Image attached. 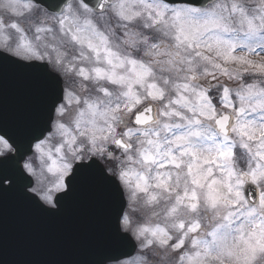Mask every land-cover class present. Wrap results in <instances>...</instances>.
<instances>
[{
  "label": "clouds",
  "instance_id": "1",
  "mask_svg": "<svg viewBox=\"0 0 264 264\" xmlns=\"http://www.w3.org/2000/svg\"><path fill=\"white\" fill-rule=\"evenodd\" d=\"M49 3L59 5L58 9H65L71 6L69 15L78 16L80 23L76 27L83 28V20L89 19L95 25L97 32L101 33L105 39L95 35L90 30H84L78 33L81 39L85 42H91L99 50L94 53L87 47L74 44L66 33H61L57 27L58 15L42 7L35 0H17L16 9L18 14H13L9 5V0H0V54L10 57L18 62H31L32 57L26 56L23 51L16 47L18 34L14 32L9 25L11 23L25 24L24 35L27 36L33 44L40 49L43 54L49 52L47 45H56L60 47L66 54L64 61L73 65V70L70 73L62 72L66 78L71 75V85L75 90L74 94L79 97V102L64 106L62 116H57V119L51 123L50 120L46 125H42L38 131L29 133H18L13 129L0 130V162H10L24 178L26 184L30 186V190L39 197L38 203L42 206H48L47 196H51V203L56 205V197L58 192L52 190L56 184L65 165H71L75 168L80 162H85L91 159L89 155L88 137L91 132L97 128L105 127L106 122H112L118 130L127 127H132L129 122L131 114L126 112L123 106L131 103L130 97L124 95L128 91V86L131 85L133 92L141 99V104L136 105L140 109H144L145 105L151 108V116L153 120L146 125L143 130L152 133H159L158 140L161 144V159H166L163 155L168 149H171L173 154L182 159L184 163L180 168L169 167L162 169L171 174V184L176 189V192L183 193L185 190L191 192L194 190L192 177L188 175L187 165L192 163L191 156L179 157L180 148L175 144L169 143L176 137H184L181 140V145L184 148L192 149L199 157H207L211 159L217 153V145L223 144V136L217 130L214 121L201 118L200 123L196 124L197 119L196 108L197 98L192 91V88L206 87L218 95L219 87L225 85L223 76L219 73L215 77L207 75V72H212L214 69L204 63L194 55V50H189L187 47L177 48L173 38L174 29L171 26V12L166 13L165 20L168 23H158L153 25L148 19L149 12L154 9L145 6L156 4H166L169 9L173 8H211L214 5H221L226 8L224 12L227 23L230 24L232 31L230 33H222L226 40H235L239 44L243 38L244 27L241 25V16L239 13L232 14L231 7L233 3L246 10L249 16L255 17L262 14L264 10V0H210V7L196 6L189 0H184L181 3H167L165 0H128L125 7L129 14L131 12H139L140 16L131 23L122 21L116 14L115 8L119 5L120 0H104L103 10L99 8L101 0H89V6L86 10L83 5V0H49ZM37 23H43L51 26V32L40 34L38 40L37 34L33 31ZM259 24V21H257ZM75 30V29H74ZM4 37H7L5 41ZM202 44H207L208 37L205 36ZM158 45V48H153L152 45ZM255 46V45H254ZM105 49L115 53L111 57L112 63L106 62ZM264 51V49H260ZM237 54L248 55L247 48H237ZM255 55H259L257 52ZM129 60L136 61L135 65L129 63ZM141 65L146 66L151 70V75L147 77L143 85L137 83L138 74L143 71ZM84 67L88 70L89 78L87 80L77 79V70ZM102 68L106 73H114L116 78H123L121 82L112 84L107 78L96 79L92 73L93 68ZM195 75V81L189 77ZM237 86L242 83L239 77L236 80L228 79ZM212 81H215L213 83ZM87 82V83H85ZM154 83L159 89H162L164 95L161 99L152 100L147 96V85ZM188 83L191 87L188 90L181 88V85ZM261 83H264V78H261ZM236 86V87H237ZM230 87V86H229ZM232 88L233 90L236 89ZM106 88L110 95H103L99 89ZM181 95L184 97L181 100ZM213 100V97H211ZM92 103L96 107V112L93 113L87 107L85 102ZM173 101H177L173 103ZM120 106V111L115 113L118 117L116 121H110L113 114L112 109ZM167 106V107H166ZM189 107L193 110L189 111ZM175 111L180 113L179 116L172 115L170 117H162L161 111ZM218 114L223 113V108L216 109ZM101 113H104L102 116ZM231 114V113H229ZM63 118V122L61 120ZM247 119L254 120V127L259 128L264 124V112L257 111L254 115L249 114ZM168 124V128L163 125ZM199 132L196 136L192 133ZM153 139L157 137L153 134ZM144 136L138 134L132 136L126 143H131L132 147L129 152H123L116 155L113 151L105 152L104 158L97 153V158L101 163L107 164V157L111 155V163L118 165L120 168H135L139 172H144L151 181V177L155 175L156 169L153 167L151 171L143 164L137 156V150L144 147L142 141ZM229 139L233 145V155L230 159L219 161V167L216 165H205L203 168L194 169V171H203L207 167L212 168V178L218 180L217 185L221 191H226L224 184L231 182L235 186L237 177L241 173H247L257 164L261 165L264 170V161L255 158L256 148L253 146L252 153L239 147L240 138L229 129ZM111 138H109L106 148L109 149ZM132 159L129 160L128 157ZM195 164H200V161H195ZM25 165L28 167L26 168ZM113 167V174L115 173ZM229 170L235 171L237 174L229 178ZM31 177V178H30ZM35 181V183H33ZM246 181L240 188L242 192H249L247 205L245 208L255 207L257 209V217L260 218L261 209L258 202V193L264 190V180L256 185H251ZM152 191H157L152 189ZM199 196V208L196 212H192L185 206H178L177 212L173 217L166 215L167 209L175 204V193H161L157 202L153 204L146 203V196L137 197L138 203L145 212L149 221L153 224L165 227L175 240L181 233L172 225L177 220H183L186 224L192 221H198L200 229L195 233V238L207 240L212 243L213 238L208 234L214 231L219 225L224 223L223 216L227 209L218 208L210 210L205 203V189L195 188ZM253 196L256 198L254 199ZM241 224H245V232L248 225L244 219L237 216L228 229L222 231L218 238L217 244L214 247L206 250L201 244V251L204 264H236L234 257L226 254L225 249L232 247L236 241L238 228ZM136 228L129 224L126 228L127 232H131L136 241L140 252L144 259L141 264H181L179 257L181 252L192 253L197 249H193L191 244V236L185 241L182 250L173 251L171 244L167 247H160L155 242L152 245L145 247V241L149 239L148 233L137 237ZM103 260V259H102ZM102 264V261L100 262ZM253 264H264V253L257 255Z\"/></svg>",
  "mask_w": 264,
  "mask_h": 264
},
{
  "label": "snow or ice",
  "instance_id": "2",
  "mask_svg": "<svg viewBox=\"0 0 264 264\" xmlns=\"http://www.w3.org/2000/svg\"><path fill=\"white\" fill-rule=\"evenodd\" d=\"M128 0H120L119 5L114 9L115 14L124 22L131 23L140 16L139 12L128 13L125 4ZM17 0H9V5L13 14H18L16 9ZM145 3V0H141ZM88 0H83V5L86 10L88 9ZM101 10L104 7V0L98 5ZM146 7L153 8V12H149L148 19L153 25L164 22L166 13L171 12V26L174 29V40L177 48L187 47L189 50H194V55L214 69L212 72H207V75L215 77L217 73L220 76L226 77L231 80L240 78L242 83H239L235 90L227 85H223L218 89L219 103L223 109H231V114L221 113L218 114L216 105L213 103L212 90L206 87L192 88L197 98L196 124L200 123L201 118L214 121L215 126L219 133L223 136V144L217 145V153L211 159L207 157H199L195 151L189 148H184L181 145V140L184 137H176L174 140L169 141L176 147L180 148L179 157L191 156L192 163L187 165L188 175L192 177V184L194 190L189 192L185 190L183 193L176 192V189L171 184V174L162 169L180 168L184 161L173 154L171 149H168L163 155L166 159H161V144L158 140L159 133H152L143 130L146 125L150 124L153 120L151 116V108L145 105L144 109L136 107L141 104V99L135 95L131 85L128 86V91L124 93L126 97H130L132 102L123 106L124 110L131 114L130 123L132 127L125 126L124 129L118 130L112 122H106L105 127L97 128L91 132L88 137L89 155L91 159L85 162H80L75 168L71 165H65L60 176L54 185V191L58 192L56 197V205L51 203V196H47L48 206H42L30 190V186L26 184L24 178L19 174L18 170L7 161L0 162V196L10 192H19L21 196L33 204L35 207L49 214H57L62 211V205L67 201L77 199L86 187L95 189L96 196L103 200L109 197L108 203L110 205V212L108 217V226L103 232L100 243L105 252L102 264H108L109 261L117 259L113 253L119 252L128 247L131 241L127 235L126 228L131 223L127 214H120L122 188L130 192V198H135L138 193H143L146 196V203L153 204L157 202L161 193L173 194L175 204L167 209L166 215L173 217L178 209V206H185L192 212H196L199 208V196L195 188L205 189L204 197L205 203L210 210L218 208L227 209L223 216L224 223L219 225L214 231L208 235L213 238L212 243L209 244L207 240H200L195 238V233L200 229L198 221L185 223L183 220H177L172 226L177 229L181 235L173 240L169 231L160 225L154 227H138L135 232L137 237L143 236L148 233L149 239L145 241L144 246H150L155 242L160 247H167L171 244L172 250H182L185 241L191 236L190 246L197 249L192 253L181 252L179 260L181 264H204V259L199 246L203 244L205 249L216 246L219 234L228 229L235 218L240 216L245 220L248 225L245 232V224H241L238 228L239 235L237 241L232 247L225 249L226 254L234 257L236 264H253L257 255L264 253V190L258 193L259 207L262 210L260 218L257 217V209L250 207L245 210L247 205L245 193L240 190L241 186L247 181L250 185H256L264 180V170L261 165L257 164L247 173H241L235 182V186L231 182H226L224 188L226 191H221L217 185L220 183L218 180L212 178V168L207 167L203 171H194V169L203 168L205 165H216L219 167V161L230 159L233 155V145L229 139V129L240 138L239 147L252 153L253 146L256 151L255 158L264 161V124L259 128L254 127L255 121L247 119L248 115L255 114L257 111L264 112V83H261V78H264V51H261L258 56L260 59H252L251 56L257 53L256 49H264V10L262 14L252 17L249 16L245 9L233 3L231 13L241 16V25L245 28L243 31V38L239 44L235 40H226L223 38L222 33H230L232 28L225 19L224 12L227 11L221 5H214L211 8H195L189 7L184 9L173 8L169 9L166 4L148 5ZM59 7L56 3H48L47 8L53 12H57ZM71 6L66 7L59 13L56 27L61 33H66L69 39L76 45L87 47L94 53H98V49L91 42H85L81 39L79 32L90 30L95 35L105 39L103 35L96 31L95 25L89 19L83 20V28L76 27L80 23L78 16L69 15ZM259 21V24H257ZM9 27L18 34L16 47L23 51L26 56L32 57L31 62H18L10 57L0 54V58H9L16 63L20 68L29 70L34 74L38 83L37 87V104L33 111L25 114L22 117L21 124L27 125L33 120H42L43 125H46L49 119L52 118L55 111L56 116H62L64 106L75 102H79V97H76L68 87L62 86L61 77L62 69L66 73L73 70V65L64 61L66 55L63 50L56 45H47L49 52L41 53L33 42L24 35L23 28L18 23H11ZM75 29V30H74ZM51 26L38 23L34 26V31L37 34V39L41 38L42 33L51 32ZM208 37V43L202 44L200 41ZM7 41V37H4ZM255 45V46H254ZM152 47L158 48V45L153 44ZM247 48L248 55L237 54V48ZM106 62L112 63L111 57L115 55L110 50L105 49ZM33 61H41L36 63ZM129 63L135 65L136 61L129 60ZM143 71L138 74L137 83L143 85L148 76L151 75V70L144 65H141ZM92 73L96 79L107 78L110 83L116 84L121 82L123 78H116L114 73H106L104 69L96 67L92 69ZM77 75L84 80L89 78L88 70L80 67L77 70ZM253 77L251 82H245L244 77ZM190 80L195 81L197 77L191 75ZM191 87L188 83L181 85V88L188 90ZM147 96L152 100L161 99L164 95L162 89H159L154 83L147 85ZM99 91L107 96L110 95L106 88H101ZM234 94L239 106H235L232 100ZM184 97L181 95V100ZM177 101H173L176 103ZM87 107L93 113L96 112V107L92 103L85 102ZM167 107V106H166ZM189 111L193 109L189 107ZM120 111V106L112 109L113 114L110 121H116L118 117L115 113ZM103 116L104 113H101ZM162 117H170L172 115L179 116L180 113L169 110L161 111ZM168 128V124L163 125ZM13 129L18 133H25L20 127L9 124L2 117H0V130ZM144 136L145 139L142 143L144 147L137 150V156L148 168L149 171L154 167L156 173L151 177V181L144 172H139L135 168H120L118 165L111 163V155L107 157L108 163H101L97 158V153L101 158H104V153L110 150L105 147L109 138H111V145L123 152L131 150V143H126V140L136 134ZM153 134L157 139H153ZM193 135H200L194 132ZM132 159L131 156L128 157ZM199 160L200 164H195ZM27 168L28 166L25 165ZM113 167L115 173L113 174ZM233 170H229V178L236 176ZM119 181V183L117 182ZM155 189L157 191H152ZM114 194V205L111 196ZM45 199V197H39ZM174 241V242H173ZM129 255V253H122ZM144 259L143 256L132 257L124 261V264H141Z\"/></svg>",
  "mask_w": 264,
  "mask_h": 264
},
{
  "label": "water",
  "instance_id": "3",
  "mask_svg": "<svg viewBox=\"0 0 264 264\" xmlns=\"http://www.w3.org/2000/svg\"><path fill=\"white\" fill-rule=\"evenodd\" d=\"M35 2L47 8L49 0ZM189 2L203 7L210 4V0ZM37 87L32 72L20 68L9 58H0V117L25 133L38 131L42 120H33L26 126L21 124L22 117L36 107ZM249 195L251 193L245 192L246 198ZM108 199H99L95 189L86 187L77 199L62 205L60 213L49 214L26 201L19 192L0 196V264H100L105 252L100 238L108 226L110 212ZM111 200L114 205V194ZM124 208L122 194L121 216ZM128 237L131 244L113 253L118 258L108 263L133 256L136 246Z\"/></svg>",
  "mask_w": 264,
  "mask_h": 264
},
{
  "label": "rangeland",
  "instance_id": "4",
  "mask_svg": "<svg viewBox=\"0 0 264 264\" xmlns=\"http://www.w3.org/2000/svg\"><path fill=\"white\" fill-rule=\"evenodd\" d=\"M256 51L258 53H261V50L259 48H257ZM251 58L252 59H260L261 56L252 55ZM251 78H252L251 76H245L244 77V81L245 82H251ZM222 79H224L225 85L230 86L231 88H235L237 86L236 83H233L231 81H228L226 77H222ZM212 97L215 99V101H213V103L216 105V107L217 108H222L221 105H220V103H219V97H218V95H216L213 92L212 93ZM232 100H233L235 106H239L238 105V102L236 101V98H235L234 94L232 95ZM223 112H231V109H223ZM56 119H57V116L55 117V120ZM61 120L63 122V118H61ZM112 148H113V145H110L109 146V149H112ZM125 194H126V198H127V207H126V210L124 212V215L125 214L128 215V217H129V219L131 221L130 224H132V226L134 228H136V229L138 227H154L155 224H153V223H151L149 221V219L147 218L145 212L142 210V208L140 206V203H138V201H137V197H143L144 194L143 193H138L135 198H130V192L129 191H125ZM127 233L132 236V233L131 232H127ZM132 238H133V236H132ZM135 243H136V241H135ZM137 256H142L138 245H137V250H136L135 254L133 255V257H137ZM112 264H124V261H121V262H118V263H112Z\"/></svg>",
  "mask_w": 264,
  "mask_h": 264
},
{
  "label": "flooded vegetation",
  "instance_id": "5",
  "mask_svg": "<svg viewBox=\"0 0 264 264\" xmlns=\"http://www.w3.org/2000/svg\"><path fill=\"white\" fill-rule=\"evenodd\" d=\"M57 15L59 16V14H57ZM19 25L23 28V30H25V24L19 23ZM33 31H34V28H33ZM36 62L41 63V61H36ZM61 79H62V86L66 85L70 91H72L74 94H76L74 88L71 85V80H72L71 75H69L67 78L65 76H62ZM77 79H82V78L77 77ZM212 82L215 83V81H212ZM85 83H87V82H85ZM110 151H113L116 155H119L121 153L120 149H112Z\"/></svg>",
  "mask_w": 264,
  "mask_h": 264
}]
</instances>
